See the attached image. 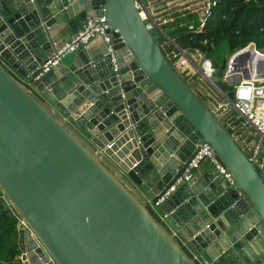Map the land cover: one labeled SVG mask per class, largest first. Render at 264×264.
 Masks as SVG:
<instances>
[{
	"label": "water",
	"instance_id": "1",
	"mask_svg": "<svg viewBox=\"0 0 264 264\" xmlns=\"http://www.w3.org/2000/svg\"><path fill=\"white\" fill-rule=\"evenodd\" d=\"M92 12L123 40L112 42L120 83L101 37L40 76ZM205 143L232 186L210 169L184 180ZM173 186L155 208L201 264H264V165L169 64L134 0H0V192L29 228L23 264H199L147 206Z\"/></svg>",
	"mask_w": 264,
	"mask_h": 264
},
{
	"label": "built area",
	"instance_id": "2",
	"mask_svg": "<svg viewBox=\"0 0 264 264\" xmlns=\"http://www.w3.org/2000/svg\"><path fill=\"white\" fill-rule=\"evenodd\" d=\"M179 1L134 0V6L141 20L145 22L146 29L148 31L154 29L157 31L158 44L169 64L229 132L248 161L261 170L264 165V52L257 49L255 44L251 42L228 55L225 60L224 73L220 80L217 79L228 88L226 90L220 89L217 83L212 80L214 78L212 65L208 61H203L202 55L195 51L198 59L204 64L199 66L170 36V34H174L180 29H185L192 33L200 32L211 13L212 7L219 0H186L187 2L184 6L178 9L174 8L175 2ZM100 10L103 11L102 6H100ZM118 34V30L110 27L104 15L99 16L95 12L88 14L82 27L67 42L61 44L43 64L40 76L58 66L62 58L76 54L80 47L88 45L96 37H101L102 44L107 50L105 57L110 59L117 82L120 83L119 66L112 44L115 40L123 42ZM116 35L117 37H115ZM128 55H132L129 50ZM196 76L209 82L213 90L212 93L209 92L211 90L200 88L199 83L196 81ZM18 80L30 93L44 101L43 97L33 86L31 79L18 77ZM211 82L215 86L211 85ZM228 92H233L232 102L225 96ZM197 149L184 170V180L193 182L195 173L202 169L203 164H206L215 177H221L232 186L234 178L229 170L219 163L214 149L206 143L197 145ZM174 189L175 187L173 186L154 204L147 202V206L158 221L175 235L187 254L201 264L189 242L174 233L167 221V215L160 213L155 208L164 202ZM236 192L240 198H243L241 191L236 190ZM0 199L16 214L2 194ZM16 217L18 219V231L21 229L29 230L27 224L17 214ZM19 258L21 260V253ZM21 262L23 263L22 260Z\"/></svg>",
	"mask_w": 264,
	"mask_h": 264
},
{
	"label": "trees",
	"instance_id": "3",
	"mask_svg": "<svg viewBox=\"0 0 264 264\" xmlns=\"http://www.w3.org/2000/svg\"><path fill=\"white\" fill-rule=\"evenodd\" d=\"M170 36L199 66H203L195 52L198 51L203 61L212 65L214 78L220 80L225 70L224 61L219 62L221 47L231 54L252 42L264 52V0H219L200 32L180 29ZM216 83L222 90L228 88L220 81ZM17 224L16 214L4 201L0 203V264H23L19 258Z\"/></svg>",
	"mask_w": 264,
	"mask_h": 264
},
{
	"label": "crops",
	"instance_id": "4",
	"mask_svg": "<svg viewBox=\"0 0 264 264\" xmlns=\"http://www.w3.org/2000/svg\"><path fill=\"white\" fill-rule=\"evenodd\" d=\"M158 1H160V0H158ZM164 1H166V0H164ZM171 1H175V0H171ZM186 0H180L179 2H175V4L173 5V7L174 8H176V9H178V8H181V6H184L185 4H186ZM175 5H178V6H176L175 7ZM57 37L61 40V39H64L63 37L64 36H62V34H61V32H58V34H57ZM91 53L94 55V54H97L100 50H99V46H98V43H95L94 42V44L93 45H91ZM90 53V54H91ZM76 57V54H73V55H68V56H66V57H64V58H62L61 59V65H68V64H70L73 60H74V58ZM67 60V62L66 61H64V60ZM60 64V63H59ZM52 111H53V113H55V114H57V112H56V110L55 109H53V108H50ZM81 129V128H80ZM83 130L84 129H81L80 131L83 133ZM80 132V135L82 136L83 134ZM80 136V138L82 139V141H84L85 143H87V141H86V139H84V138H82ZM88 144V143H87ZM89 145V144H88ZM90 146V145H89ZM132 153V151H130L128 154H126L125 156H124V159H127L128 157H129V155ZM209 170V168H208V166L206 165V164H203V166H202V169L199 171V172H196L195 173V179L196 178H198L199 176H202L205 172H207Z\"/></svg>",
	"mask_w": 264,
	"mask_h": 264
},
{
	"label": "rangeland",
	"instance_id": "5",
	"mask_svg": "<svg viewBox=\"0 0 264 264\" xmlns=\"http://www.w3.org/2000/svg\"><path fill=\"white\" fill-rule=\"evenodd\" d=\"M222 49L220 50L219 52V62L220 64L224 61L225 63V60L226 58L228 57V55H230L229 51H227L226 48L224 47H221ZM64 61L67 62V60L65 59ZM212 80H214V82H218L217 78H213ZM196 81L199 83V86L200 88L204 89V90H211L209 92L212 93V89H211V86L209 85V82L199 76H196Z\"/></svg>",
	"mask_w": 264,
	"mask_h": 264
}]
</instances>
